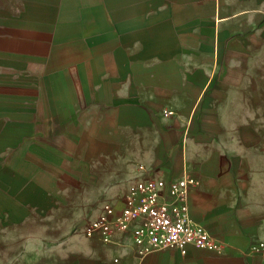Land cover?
Listing matches in <instances>:
<instances>
[{"label":"crops","instance_id":"obj_1","mask_svg":"<svg viewBox=\"0 0 264 264\" xmlns=\"http://www.w3.org/2000/svg\"><path fill=\"white\" fill-rule=\"evenodd\" d=\"M140 177L192 179L190 219L223 250L87 237ZM258 242L264 0H0V259L261 264Z\"/></svg>","mask_w":264,"mask_h":264},{"label":"built area","instance_id":"obj_2","mask_svg":"<svg viewBox=\"0 0 264 264\" xmlns=\"http://www.w3.org/2000/svg\"><path fill=\"white\" fill-rule=\"evenodd\" d=\"M138 168L143 170V166ZM193 183L189 178L164 181L140 177L124 197L119 212L102 205L97 216L86 222L85 235H97L108 243L115 231L130 230L140 256L165 249L185 255L189 247L220 252L224 243L190 219L187 195ZM254 249L264 264V243L258 242Z\"/></svg>","mask_w":264,"mask_h":264},{"label":"rangeland","instance_id":"obj_3","mask_svg":"<svg viewBox=\"0 0 264 264\" xmlns=\"http://www.w3.org/2000/svg\"><path fill=\"white\" fill-rule=\"evenodd\" d=\"M7 254V253H6ZM2 256V254H1ZM11 263H14L13 261ZM0 264H9V260L6 258V255H5V258H2L0 259Z\"/></svg>","mask_w":264,"mask_h":264}]
</instances>
